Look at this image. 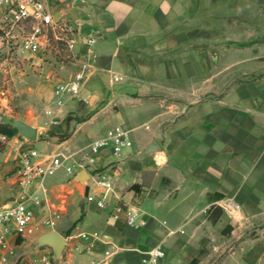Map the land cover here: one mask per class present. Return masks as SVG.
<instances>
[{
	"label": "crops",
	"instance_id": "obj_1",
	"mask_svg": "<svg viewBox=\"0 0 264 264\" xmlns=\"http://www.w3.org/2000/svg\"><path fill=\"white\" fill-rule=\"evenodd\" d=\"M45 1L64 38L75 39L76 61L85 55L84 38L95 36L94 69L78 98H65L35 127V142L13 141L50 145L40 153L74 167L67 151L78 133L97 140L110 128L127 132L132 147L124 156L116 161L100 150L93 167L111 168L108 208L127 201L144 224L132 230L108 208L83 201V218L57 264H141L156 246L165 251L158 264H264V242L247 239L264 223V43L255 31L264 0ZM48 38L40 54L58 45ZM40 135L47 141L38 142ZM151 139L162 153L132 156ZM16 156H0V208L19 192ZM58 185L45 181V200ZM43 206L33 207L34 216Z\"/></svg>",
	"mask_w": 264,
	"mask_h": 264
},
{
	"label": "built area",
	"instance_id": "obj_2",
	"mask_svg": "<svg viewBox=\"0 0 264 264\" xmlns=\"http://www.w3.org/2000/svg\"><path fill=\"white\" fill-rule=\"evenodd\" d=\"M24 28L28 30L25 32ZM21 35L20 50L31 56L39 55L49 36L58 43L62 42L69 50L75 45V39L64 38L65 29L55 21L45 0H0V40L14 38L12 32ZM96 38L93 35L84 38L85 55L76 61V70L66 81L57 82L53 86V107L60 109L65 98H78L88 77L92 74L95 63L94 45ZM46 115L53 116L54 110L48 109ZM4 139V138H3ZM27 141V140H26ZM29 142V141H28ZM18 142L17 156L13 175L19 187L14 200L0 208V264H18V246L28 237L36 233L37 228H52L55 220L52 215L44 217L39 224L35 223L33 207H41L45 201V181L52 177L64 166L65 158L59 154L43 155L35 148ZM132 147L128 133L115 128L106 136L92 141L88 145L89 153L93 156L86 159L85 164H76L65 167V173L73 176L76 171L88 168L89 180L85 184L84 201L93 203L99 209L109 207L110 195L113 191V175L109 169L93 167L94 157L100 150L108 149L116 161ZM114 165V164H113ZM110 166V167H113ZM229 207L238 210L239 206L229 202ZM223 210L225 208L221 207ZM109 209V208H108ZM110 218L120 222L132 230H139L144 224L139 211L129 202L122 199L109 209ZM21 240L18 245L17 242ZM105 257L109 255L105 252ZM24 257L19 264H23ZM165 258V251L156 246L142 253L141 264H158ZM34 264H57L52 260V254L42 253L32 260Z\"/></svg>",
	"mask_w": 264,
	"mask_h": 264
},
{
	"label": "rangeland",
	"instance_id": "obj_3",
	"mask_svg": "<svg viewBox=\"0 0 264 264\" xmlns=\"http://www.w3.org/2000/svg\"><path fill=\"white\" fill-rule=\"evenodd\" d=\"M259 4V24L255 31L258 36L257 41L264 43V3ZM27 30L24 28L25 32ZM12 35L14 38L0 40V156H9V153L12 155L17 152L18 142L13 140L20 137L17 131L6 123V120L19 121L39 128L45 119L50 117L45 112L53 108V86L58 81L68 80L74 69L73 64L76 63V59L71 55L73 49L69 50L62 42L47 47L40 55L31 56L20 50L21 35L18 36L16 31L12 32ZM72 118L70 115L67 116V120ZM6 130L9 136L4 134ZM112 130L114 129L110 128L104 136ZM69 136V133L59 136L56 144L63 143ZM93 140L96 139L88 140L83 132L78 133L69 144L74 151L68 150L67 155L75 159L77 164H85L88 145ZM39 141H47V139L40 135ZM50 147L44 143L34 145L39 152H50ZM7 160L9 161V157ZM74 168L77 169V166ZM71 178L65 173V166H63L54 176L46 179V182L59 181L60 185L49 191L48 199L44 201V206L35 216V223L37 225L44 217L52 215L55 225L52 228H37L36 233L41 229L43 232L60 231L65 238L80 224L81 221L77 219L81 209L84 213V198L79 197ZM35 234L26 238L22 246L17 249V254L20 256L18 264L26 256L23 264H32V254L35 251H28L27 254L25 252L30 248V240L38 236V233ZM247 239L253 242H264V223L254 227ZM47 252L51 254L50 249ZM227 254H229L228 249L221 257ZM220 261L222 258L211 261L209 264H220Z\"/></svg>",
	"mask_w": 264,
	"mask_h": 264
},
{
	"label": "water",
	"instance_id": "obj_4",
	"mask_svg": "<svg viewBox=\"0 0 264 264\" xmlns=\"http://www.w3.org/2000/svg\"><path fill=\"white\" fill-rule=\"evenodd\" d=\"M6 123L14 128L21 138L29 141L35 142L37 140V130L31 126H28L19 121H9ZM162 153L159 144L151 139L141 151L134 153L132 156L137 159H144L150 155H156ZM89 180V174L85 169H81L75 173L72 178V185L77 189L79 197L81 199L85 196V184ZM67 244L66 239L60 235L57 231L51 230L38 235L32 242L29 252L37 251L41 248H48L52 254V260L58 263L62 252Z\"/></svg>",
	"mask_w": 264,
	"mask_h": 264
},
{
	"label": "trees",
	"instance_id": "obj_5",
	"mask_svg": "<svg viewBox=\"0 0 264 264\" xmlns=\"http://www.w3.org/2000/svg\"><path fill=\"white\" fill-rule=\"evenodd\" d=\"M213 212H215V210H213ZM83 215H84V213H83V209H81V211H80V216H79V218L77 219V221H81L82 218H83ZM212 221H213V218H212ZM20 243H21V240H19V241L17 242L18 245H19Z\"/></svg>",
	"mask_w": 264,
	"mask_h": 264
}]
</instances>
